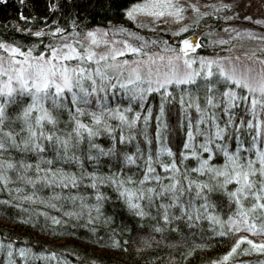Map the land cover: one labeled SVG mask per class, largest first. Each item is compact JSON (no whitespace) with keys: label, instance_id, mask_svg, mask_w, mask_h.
<instances>
[{"label":"snow or ice","instance_id":"snow-or-ice-1","mask_svg":"<svg viewBox=\"0 0 264 264\" xmlns=\"http://www.w3.org/2000/svg\"><path fill=\"white\" fill-rule=\"evenodd\" d=\"M190 6L199 12L195 4ZM185 7L174 0H137L125 15L141 26L145 16L159 20L167 15L183 21ZM219 7L232 5L222 3ZM257 23L264 24V20ZM189 27L182 23L174 34L179 37ZM53 31L63 33L64 29ZM114 31L128 30L117 27ZM107 32V29H89L86 32L89 45H84L83 52L74 43L57 41L34 55L33 47L22 51L16 44L0 41L3 50L0 52V190L14 188L19 195L13 199L51 209L60 207L69 217L83 215L87 210V219L92 221L93 210L95 218H99L102 202L110 198L101 190V186L107 185L115 189L134 217L143 221L158 216L163 224L152 225L157 232L173 226L177 220L194 224L206 217L211 225H219L228 232L239 233L244 229L264 234V44L242 53L259 62L258 71L251 65L238 66L239 55L235 59L220 55L189 56L199 47L195 36L178 39V49L166 47L165 51L170 53L167 56L145 54L142 62L133 64L127 59L116 62V57L125 51L141 52L142 46L135 47L128 40L123 41L122 49L113 48L97 57L90 45L99 43L101 34ZM241 33L264 40V36L246 29L236 35ZM109 55L112 62H108ZM177 91L181 130L187 121L179 162L168 146V125L163 119L165 102L174 100ZM118 92L128 98L127 104L119 100ZM150 93H159L161 97L159 111L155 113L154 154L148 131L153 107L145 104ZM133 102H139V109L133 108ZM241 103L244 114L237 117L236 109ZM191 109H195V118ZM137 134L143 137L147 151L141 149L137 140L134 152L119 153L118 144L131 141ZM101 136L109 138L107 147L97 142ZM165 155L171 159H163ZM113 156L122 157L123 163L137 164L141 174H125L122 166L120 171H115L111 163L109 171H102L101 158ZM217 156L223 157L221 163L213 162ZM189 157L195 159L194 167L185 166ZM85 161L95 165L93 170L85 167ZM64 163L76 165L79 172L64 167ZM193 173L197 175L194 177ZM81 184L93 191L82 194ZM46 188L51 191L45 195ZM57 188L61 191H56ZM74 188L77 191L72 192ZM213 193L226 196L229 207L235 205L226 220L216 212L218 206L224 205L222 200H212ZM89 197H94V202L89 203ZM61 200L71 201L73 208L65 211ZM4 203L12 204L13 200ZM36 213L50 219L52 224L60 223L59 217L50 216L42 208H37ZM242 242L248 245L243 247L244 253H264V241L238 235L222 261H228ZM111 243L115 245L117 241ZM0 252L4 253L3 264H18L16 257L19 264L56 257L54 252H35L24 245L16 247L12 240H0ZM64 264L69 262L65 260ZM211 264L221 262L213 260ZM256 264H264V259Z\"/></svg>","mask_w":264,"mask_h":264},{"label":"trees","instance_id":"trees-1","mask_svg":"<svg viewBox=\"0 0 264 264\" xmlns=\"http://www.w3.org/2000/svg\"><path fill=\"white\" fill-rule=\"evenodd\" d=\"M135 2L137 0H7L6 2L0 0V41L16 44L22 51L33 47V54L38 55L39 52L45 51V46H54L57 41L63 39V36H51L54 29L65 30L75 21H77V26L64 36L69 37L73 33H78L80 39L89 29L95 28L107 29L108 33L114 32L115 28L124 23L125 11ZM53 4L57 7H51ZM219 15H221L220 10L211 8L207 15L200 19L202 27L194 30L201 34L203 49L199 52L200 54L221 55L226 49L239 43L264 44V40L253 39L243 33L236 35L237 32H241V29H246L264 36V24L257 23V21L264 20V17L251 15L250 19L245 20L246 16L240 13L238 18H227L228 24L224 27L222 23H216ZM219 29L221 31H217ZM194 31L188 30L173 39L177 41ZM37 32L40 34L36 35ZM168 36L166 33H159L154 37L145 35V41L150 42L147 50L151 47L161 48L164 42H167ZM175 94L179 95V92ZM117 95L122 103H128L127 97L121 96L119 92ZM160 102L159 93H150L149 99L145 101L146 105L150 104L153 107V116L148 124L153 154L156 148L155 113L159 111ZM133 108L139 109V102H135ZM180 108L181 105L177 99L170 98L165 102L163 115L168 125L167 143L175 153L177 162L180 159L179 153L187 124L185 119L184 128L181 130ZM146 110L145 108L144 111ZM190 111L195 118V109ZM236 111L237 117L244 114L243 103ZM137 140H139L141 149L146 152L148 146L143 137L138 134L131 141H125L122 145L118 144V152H134ZM97 142L107 147L110 140L106 136H101L97 138ZM231 146H235L234 138ZM163 159L171 158L165 155ZM101 160V170L104 172L109 171V163L114 166L115 171H120L122 166L125 174L139 175L142 172L137 164L123 163L122 157H102ZM213 162L221 163L222 159L217 156ZM195 164L196 162L190 159L185 161V166L188 167H194ZM63 166L79 172L74 164L64 163ZM85 167L91 171L95 165L85 161ZM157 170H160L158 166ZM192 175L195 177L197 174ZM79 190L82 194L93 191L90 186L86 187L83 184L79 186ZM101 190L110 198L102 202L99 218H95L96 213L93 210L94 219L92 221L87 219V210H84L83 215L69 217L64 215L60 207L51 209L39 203L13 199L19 195L15 193L14 188L0 190V240L5 242L12 240L16 247L28 246L35 252L56 253L55 258L31 259L28 264H64L65 260L69 264H211L213 260L220 261L221 264H238V262L239 264H254L264 259V253H244L242 249L248 245L247 242H242L240 249L228 261H222V256L230 250L238 235H247L258 242L259 237L264 238V234L249 233L244 229L239 233L228 232L226 228L220 229L219 225H211L206 217L194 224H189L185 220H177L173 226L157 232L152 225L157 222L163 224L158 216L146 217L141 221L124 206L114 188L104 185L101 186ZM49 191L51 189L46 188L43 194L46 195ZM56 191H61V189L57 188ZM63 191L68 192L69 190L63 189ZM71 191L75 192L77 189L74 188ZM6 200H13V203H4ZM212 200L223 201L224 206H218L216 212L226 220L227 214L235 205L229 207L227 197L221 193H213ZM88 202H94V197H89ZM60 203L65 211L73 208L71 201L61 200ZM17 204H21L22 207H17ZM76 204L78 205L79 201H76ZM37 208L49 212L50 216L59 217L60 223L52 224L50 219L46 220L43 215H37ZM149 211L155 212L154 209H149ZM112 240L117 241V244L113 245ZM145 240L148 241L147 244ZM189 252L191 255L188 254ZM3 257L4 253L0 252V264H3ZM16 259L19 264V257Z\"/></svg>","mask_w":264,"mask_h":264},{"label":"rangeland","instance_id":"rangeland-1","mask_svg":"<svg viewBox=\"0 0 264 264\" xmlns=\"http://www.w3.org/2000/svg\"><path fill=\"white\" fill-rule=\"evenodd\" d=\"M174 2H178L179 4H183L186 6L182 12L184 16L183 21H176L172 19L171 17H168L167 15L165 17H160L159 20L154 19L150 16H145L143 26H141L139 23H137L134 20H131L125 15L126 19L124 23L120 26V28H125L128 31L123 32V33H118L115 31L110 32V33L107 32V35L101 34L100 42L91 44L90 47L96 53L97 57H99L104 52H111L113 48L122 49L123 41L128 40L135 47L142 46L141 52L134 54L130 51H125L123 52L122 56L116 57V62H120V61L127 59L133 62V64H135V63L142 62V60L145 58V54L149 56H153V57L159 56V55H164V56L169 55L170 53L165 51L166 47L177 48V45H176L177 41L173 39L176 36L174 34L176 32V28L180 26L182 23H186L190 25V27L185 32L180 33V35L186 33L188 30L190 31L199 30L200 27H202V24L200 23V19L204 17L205 16L204 14L207 13L211 8H217L218 10H220L221 15H219V18L216 19L217 21L216 23H219V24L222 23L224 27L226 24H228L227 23L228 19L238 18L240 13H243V15H245L246 17H249V19L251 18V15L253 17H264V0H174ZM222 3L230 4L232 5V7L221 9L219 5ZM191 4H195L199 8L198 13L193 11L192 7L190 6ZM205 27H203V29ZM217 31H221V29ZM129 33H135L136 35L134 36L129 35ZM159 33H166L167 35H169L166 40L167 42H164L165 45L163 44L162 47L159 49H154L151 47V48H148L149 50H147V47H149L150 42L145 41L144 36L150 35L151 37H154L155 35L158 36ZM193 33L198 34L201 39V34L195 31ZM64 35H62L63 39H61L59 43H62V44L69 43V42L74 43V46L77 47L78 51L83 52L84 45H89L90 38L86 36V33L80 39H79V35L72 34L69 37L64 36ZM104 41H107V43H105ZM166 44L168 45L166 46ZM261 45L262 44H257V43H239L237 45H234L232 48L226 49L225 52L222 53L220 56H231L233 57V59H235V57L239 55L240 59L236 61L238 66L251 65L254 67L255 70L258 71L260 68L259 62L258 61L254 62L253 60L248 59L246 56L242 55V53L245 51L259 49ZM4 55L7 56L8 53L4 52ZM192 55L194 54H191L189 56H192ZM195 55L208 56L202 53L201 54L195 53ZM215 55H211V56H215ZM71 62H78V61L73 60ZM108 62H112L111 55H109L108 57ZM89 64L92 67H95V64L93 62H89ZM175 97L177 101L179 102V95L175 94ZM200 99H201V102L203 103V93L202 92L200 94ZM134 103L135 102H133V104ZM200 139H202V137H200ZM218 157H221V159L223 160L222 156H218ZM188 159H190V161L194 163L196 162L195 159L192 157L187 158L186 161H188ZM262 241H264V238L259 237L258 242H262Z\"/></svg>","mask_w":264,"mask_h":264},{"label":"water","instance_id":"water-1","mask_svg":"<svg viewBox=\"0 0 264 264\" xmlns=\"http://www.w3.org/2000/svg\"><path fill=\"white\" fill-rule=\"evenodd\" d=\"M76 25H77V21H75L72 25H70L69 28L65 29L63 33H56V32L53 31L51 33V36H54V37L62 36L64 34H66L69 30H73L76 27ZM194 36L196 38H198V40L196 42H198V44H199V47L195 48V50H194V53H195V52L199 51V49L202 47L201 39H200V36L198 34L192 33V34L186 35V36H184V37H182L180 39H183L185 37L191 39ZM176 43H177L176 45H177V49H178L179 48L178 41ZM191 54H193V53H189V55H191Z\"/></svg>","mask_w":264,"mask_h":264},{"label":"bare ground","instance_id":"bare-ground-1","mask_svg":"<svg viewBox=\"0 0 264 264\" xmlns=\"http://www.w3.org/2000/svg\"><path fill=\"white\" fill-rule=\"evenodd\" d=\"M7 0H5V2H6ZM73 24V23H72ZM71 24V25H72ZM77 26V25H76ZM69 28V27H68ZM70 31V30H69ZM69 31L67 32V33H69ZM72 35V34H71ZM201 43H202V41H201ZM203 48L201 47L200 49H199V51H197V52H195V53H199L201 50H202ZM195 53H193V54H195Z\"/></svg>","mask_w":264,"mask_h":264}]
</instances>
